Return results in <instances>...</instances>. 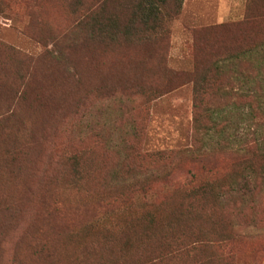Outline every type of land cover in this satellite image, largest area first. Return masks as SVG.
I'll return each instance as SVG.
<instances>
[{"label": "rangeland", "instance_id": "rangeland-1", "mask_svg": "<svg viewBox=\"0 0 264 264\" xmlns=\"http://www.w3.org/2000/svg\"><path fill=\"white\" fill-rule=\"evenodd\" d=\"M73 1L0 0V264H15L17 258L22 264H72L71 258L83 253L79 245L97 244L101 238H88L82 229L104 211L106 204L93 199L114 163L96 134L84 133L87 125L97 128L96 116L103 112L97 107L108 104L105 118L112 119L104 136L117 138L130 119L146 120V152L190 148L194 95L188 79L198 65L247 41L239 25L248 8L253 14L264 8V0H184L166 38L110 46L73 27ZM220 26L227 28L214 30ZM149 85L168 93L148 104L133 96ZM74 154L88 157L95 169L81 173L77 187L71 179ZM228 163L185 162L174 179L214 178ZM171 187L157 188L153 200L170 196ZM258 202L256 223L252 211L245 213L233 241L197 244L191 253L155 264H264V195ZM199 224L209 231L208 220ZM121 236L109 246L113 250L81 258L87 257L86 264H141L135 260L154 258L163 249L124 253ZM141 240L139 233L131 238L132 250L148 246Z\"/></svg>", "mask_w": 264, "mask_h": 264}, {"label": "trees", "instance_id": "trees-1", "mask_svg": "<svg viewBox=\"0 0 264 264\" xmlns=\"http://www.w3.org/2000/svg\"><path fill=\"white\" fill-rule=\"evenodd\" d=\"M183 4L184 0H74L73 27L106 45L141 46L166 38ZM239 27L248 40L222 57L198 65L187 81L193 85L194 95L190 148L146 152V120L139 124L130 119L117 138L104 136L102 130L112 119L105 116L108 104L97 107L103 109L96 116L97 128L87 125L84 133L96 134L95 139L114 163L93 199L106 204L104 211L82 229L86 237L99 236L101 240L79 245L83 253H76L72 264H86L87 257L81 258L85 253L113 250L109 246L117 243L118 234L122 235L124 253L150 254L160 245L163 249L154 258L135 260L155 264L191 253L197 244L233 241L249 211L256 223L255 210L264 195V8L254 14L248 8ZM138 91L133 96L143 97L146 104L168 93L150 85ZM116 112L118 117L124 116L122 109ZM220 159L229 163L228 170L219 176L201 181L191 175L179 183L174 179L175 171L185 162L216 167ZM70 163L74 187L83 180L81 173L87 176L95 170L88 157L74 154ZM165 185H172L170 196L156 202L153 196L157 188ZM111 205L120 207L110 209ZM102 218L104 222L99 223ZM200 220H208L209 231H203ZM138 233L148 245L139 251L131 247V238ZM14 262L22 264L18 258Z\"/></svg>", "mask_w": 264, "mask_h": 264}]
</instances>
